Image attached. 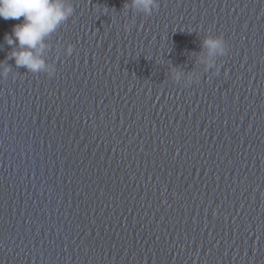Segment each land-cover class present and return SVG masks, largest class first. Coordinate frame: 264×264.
Listing matches in <instances>:
<instances>
[{
  "label": "water",
  "instance_id": "95a60500",
  "mask_svg": "<svg viewBox=\"0 0 264 264\" xmlns=\"http://www.w3.org/2000/svg\"><path fill=\"white\" fill-rule=\"evenodd\" d=\"M72 3L0 78V264H264V0Z\"/></svg>",
  "mask_w": 264,
  "mask_h": 264
},
{
  "label": "clouds",
  "instance_id": "9594fccd",
  "mask_svg": "<svg viewBox=\"0 0 264 264\" xmlns=\"http://www.w3.org/2000/svg\"><path fill=\"white\" fill-rule=\"evenodd\" d=\"M158 0H131L130 7L145 14H151L158 8ZM72 0H0V18L20 21L12 27L11 33H6L4 42L12 46L4 61H0V78L7 77L9 66L7 59H14L17 67H24L32 74L46 73L49 77L56 72L55 63L46 60L50 48V37L73 14ZM21 18H23L21 20ZM73 45L67 44L65 55L73 52ZM202 48L204 55L200 58L204 70L220 72L217 58L229 53V45L222 34L204 35ZM182 73L172 70V80L181 83ZM200 80L199 74L184 77L182 84L188 87Z\"/></svg>",
  "mask_w": 264,
  "mask_h": 264
}]
</instances>
